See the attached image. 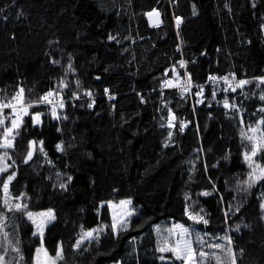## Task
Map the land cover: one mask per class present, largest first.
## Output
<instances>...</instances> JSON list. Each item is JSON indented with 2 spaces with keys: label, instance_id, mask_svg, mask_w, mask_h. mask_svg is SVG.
I'll return each mask as SVG.
<instances>
[{
  "label": "trees",
  "instance_id": "trees-1",
  "mask_svg": "<svg viewBox=\"0 0 264 264\" xmlns=\"http://www.w3.org/2000/svg\"><path fill=\"white\" fill-rule=\"evenodd\" d=\"M154 9L159 26L147 15ZM181 60L186 68L179 67ZM173 67L182 80L191 74V90L183 95L162 87ZM226 75L252 83L225 92L222 81L209 79ZM260 77L264 0H0V96L23 87L26 99L35 100L61 81L68 85L65 108L58 109L67 119H53L48 105L30 109L44 113L42 124L25 117L9 150L16 171L12 195L26 194L31 211L54 209L56 219L44 235L49 253L55 256L63 242L61 264H164L161 255L181 264L157 250L155 225L174 220L201 235H230L237 264H264V182L248 191L240 186L249 171L241 128L264 117ZM225 98L240 111L226 109ZM170 111L177 117L171 129ZM181 120L187 122L183 132ZM32 140L44 141L47 157L37 151L24 163ZM61 143L63 152L56 147ZM68 176L63 190L59 184ZM123 199H131L135 210L127 230L114 235L109 229L98 244L74 250L81 227L110 225L107 202ZM186 208H203L208 224H193ZM0 211L6 209L0 205ZM7 215V231L18 238L24 257L19 264H32L40 245L33 225L22 213ZM7 259L17 264L11 250Z\"/></svg>",
  "mask_w": 264,
  "mask_h": 264
},
{
  "label": "snow or ice",
  "instance_id": "snow-or-ice-1",
  "mask_svg": "<svg viewBox=\"0 0 264 264\" xmlns=\"http://www.w3.org/2000/svg\"><path fill=\"white\" fill-rule=\"evenodd\" d=\"M151 18L156 17L154 21V26H159L160 13L155 9L152 12L147 13ZM181 23L179 17L176 18L177 27ZM110 40H114L115 37L110 36ZM53 63H59V61H53ZM179 67L186 68V62L179 61ZM68 69H72L71 64H69ZM174 76L163 81V88H179L181 94L188 92L192 87L191 74L186 73V78L182 80L180 74L176 72L175 67L172 69ZM167 76V73H165ZM209 79L214 83H220L221 81L226 85L224 91L236 92L237 89L243 90L248 84H251V80L240 79L236 80L234 75L230 79L228 75L223 77L211 76ZM260 84H264V77L257 78ZM78 83V82H77ZM68 85L61 81L60 85L55 90H49L47 93L38 96L35 100L26 99L25 89L19 87L11 97L0 96V205L3 206L6 211H0V264H12V261L7 259L8 251L17 254V264L23 261L24 257L19 247V240L12 238V233L7 231L9 228V217L8 212H19L22 213L27 220L33 225L34 231L33 236H36L40 240V245L35 248L33 255L32 264H61L65 260L63 242L58 243L55 256H52L48 249L44 245V235L45 229L48 224L56 219L55 213L52 209L46 211L33 212L29 210L26 194H21L19 196H13L10 186L12 182L16 179V171H14L15 161L9 154V150L15 149L17 137L20 136V130L24 127V118L29 117L33 126H39L42 124V116L44 113L30 112V109L37 107L38 105L44 104L48 105L50 108L49 114L53 119H67V116L61 117L58 114V109L62 110L65 108V101L63 100L62 92L63 89ZM199 91L196 93L199 96H203V86H197ZM91 96V92L87 93ZM216 92H212L213 98H215ZM78 98V97H77ZM261 101H264V94L259 96ZM203 103V100L198 101ZM89 104V107H92ZM223 106L226 109H234L239 112V107L235 103H230L227 98L223 100ZM5 110H8L5 114ZM264 112V107L260 109ZM241 124H244L243 115L240 114ZM177 117L175 114L169 112L167 127L174 128L175 121ZM163 126V125H162ZM187 127V122H179V130L181 132ZM59 131V129H58ZM241 139L242 142H246L248 150L243 153V158L248 166V173L245 180L240 182V186L243 191H248L257 184L264 182V164L257 161V157L264 160V117L260 118L254 125L248 124L246 127L241 128ZM169 140L172 137V132L170 131ZM44 141L41 140L39 143L32 140L29 142V147L24 158V163H28L33 159V156L37 151L43 156L47 157V153L44 150ZM165 147L168 145L165 144ZM57 150L63 152L65 149L63 144H58ZM9 161H12L9 163ZM48 163H52L48 161ZM6 174V175H5ZM57 177L60 173L56 174ZM72 180L71 176L67 177V183H60L59 187L63 190H67L68 183ZM202 195H210L208 192L202 193ZM264 196V193H262ZM186 200H190L191 197L186 194ZM108 206L113 210L111 224H100L94 228L85 230L83 226L81 231L72 244V248L79 252L82 248L87 250V246H90L92 242L99 243L100 236L107 230H111L114 235H119L120 231H126L129 224V217L134 214L133 210L129 209L132 205L131 199L120 200L118 204L107 202ZM261 208L264 209V203H262ZM100 207H104L101 204ZM235 211H239L236 208ZM185 214L188 219L193 222V224H203L207 225L208 220L205 219L207 215L203 208L199 211H191L189 208L185 209ZM228 212H225V216ZM239 230V225H237V231ZM158 233L161 232L160 228H157ZM166 235H161L159 241L158 251L161 253H171V259L174 261H180L181 264H237L236 251L233 247V240L230 235H225L222 237H209V234L205 233L201 235L194 227L185 226L181 223H174L171 227L164 230ZM18 237V233H17ZM219 241V242H217ZM240 255H243V250H240ZM161 260L166 259L164 255H161Z\"/></svg>",
  "mask_w": 264,
  "mask_h": 264
},
{
  "label": "rangeland",
  "instance_id": "rangeland-1",
  "mask_svg": "<svg viewBox=\"0 0 264 264\" xmlns=\"http://www.w3.org/2000/svg\"><path fill=\"white\" fill-rule=\"evenodd\" d=\"M175 26H176V28H178L176 22H175ZM10 156H11V155H10ZM259 161H260V158H259ZM9 163H11V161H9ZM259 163H260V162H259ZM261 164H264V161H263V163H261ZM123 200H126V199H123ZM112 203L118 204L119 202H112ZM129 209H130V210H133V211L135 212V210L132 208V205L129 206ZM46 210H48V209H46ZM46 210H41V211H46ZM52 210L54 211V209H52ZM110 211H111V214H112L113 210H112L111 208H110ZM33 212H39V211H33ZM129 218H130V217H129ZM129 218H128V219H129ZM174 223H181V224H184L185 226H190L189 223L181 222V221H174V220H170V221H161V222H159V223H157V224L155 225V230H156L157 228H160V229H161V232L158 233V238L161 239V235H166V232H164V230L167 229L168 227H171V225L174 224ZM78 235H79V234H78ZM78 235H77V237H78ZM77 237H76V239H77ZM168 259H169V258H168ZM168 259H167V257H166V259L162 260L163 263H164V264H176L175 262H169ZM109 264H121V260H116V261H113V262H111V263H109Z\"/></svg>",
  "mask_w": 264,
  "mask_h": 264
},
{
  "label": "bare ground",
  "instance_id": "bare-ground-1",
  "mask_svg": "<svg viewBox=\"0 0 264 264\" xmlns=\"http://www.w3.org/2000/svg\"><path fill=\"white\" fill-rule=\"evenodd\" d=\"M158 12V11H157ZM160 18V17H159ZM180 19H181V17H179ZM152 20V19H151ZM153 20L155 21L156 20V17L154 16L153 17ZM181 21H182V19H181ZM236 80H240V79H237V78H235ZM64 100V99H63Z\"/></svg>",
  "mask_w": 264,
  "mask_h": 264
},
{
  "label": "water",
  "instance_id": "water-1",
  "mask_svg": "<svg viewBox=\"0 0 264 264\" xmlns=\"http://www.w3.org/2000/svg\"><path fill=\"white\" fill-rule=\"evenodd\" d=\"M154 17V16H153ZM153 17H151V19H152V23L154 24V20H153ZM160 20V19H159Z\"/></svg>",
  "mask_w": 264,
  "mask_h": 264
}]
</instances>
